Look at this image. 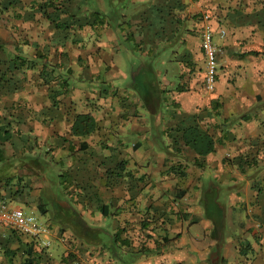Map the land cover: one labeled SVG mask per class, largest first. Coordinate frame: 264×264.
Listing matches in <instances>:
<instances>
[{"label": "crops", "instance_id": "1", "mask_svg": "<svg viewBox=\"0 0 264 264\" xmlns=\"http://www.w3.org/2000/svg\"><path fill=\"white\" fill-rule=\"evenodd\" d=\"M124 3L112 27L103 0L93 10L86 0H0V73L7 72L0 83V195L14 176L7 169L17 166L13 161L30 154L37 169L49 152L50 166H64L63 187L72 182L76 191L72 211L51 194L62 214L56 222L78 216L132 245L112 256L70 227L68 245L58 238L65 232L58 226L55 255L17 236L25 261L32 256L67 264L71 252L81 264H196L194 254L217 249L223 262L234 255L235 264H264V0ZM206 13L221 49L214 93L205 88ZM122 41L132 57L127 70L120 62ZM17 55L37 64L19 70L9 62ZM135 61L142 64L137 71L130 69ZM158 61L173 69L155 85L147 78ZM131 76L129 88L114 83ZM82 114L97 126L74 137L71 128ZM189 127L210 134L215 151L199 157L186 147L182 137ZM34 198L41 201V190L12 204ZM8 236L5 253L15 237Z\"/></svg>", "mask_w": 264, "mask_h": 264}, {"label": "rangeland", "instance_id": "2", "mask_svg": "<svg viewBox=\"0 0 264 264\" xmlns=\"http://www.w3.org/2000/svg\"><path fill=\"white\" fill-rule=\"evenodd\" d=\"M103 1H104V5L106 6L105 10L107 12L105 16H107V18L109 19V20L107 19V22L111 23L112 27L116 26L118 23V18L120 17L122 9L125 5L124 1H117V0H103ZM97 2L98 0H86L87 5L85 4L84 6L88 7L87 9L93 10L94 7H96ZM119 23H122V22H119ZM122 27H124V25ZM120 47L122 48L123 53H124L120 59V62L122 61L124 62L123 65H125L124 67L127 70L129 66V60L132 59L130 55L131 53L130 51H128L127 49L128 46L126 45L125 41H122V43L120 44ZM166 52H167L168 61L169 59L170 61H173L172 50H167ZM126 55H128V57H126ZM151 64L153 65V71L148 74L147 80L148 82L150 81L151 83H154L155 85H160L163 82L164 77L162 75L165 74V69L172 70L173 69L172 65H171V69H168V68H164V66H162L161 62L159 61L155 63H151ZM141 65L142 64H140V62L138 61L132 62L130 69L136 68L135 71H137L141 67ZM168 66H170L169 63H168ZM147 80L144 79L142 80V82H145V81L147 82ZM133 82H134V79L132 78V76L128 80H125L124 78L114 80V83L117 84V86L124 85L125 88H129ZM48 153L49 152H46L45 156L41 154L43 157L42 163L38 165L37 169L34 168L35 164L32 163V161L30 162V159L32 157L30 154H24L20 159H16L15 161H13L11 164L16 163L17 164L16 167L11 166L10 168H7L8 170H11V172L14 174L13 178L9 181L11 188L15 189L16 187L19 186L20 183H21L20 186L22 187L25 186V184L29 183V186L27 188L30 192L27 194L25 193L26 191L24 190V192L21 194V196H24V198L27 199L26 201H30L32 199L31 193H34V192L38 193V190H41V201L39 200V198H34V201L31 203H28V205H25L21 200L16 201V204L15 203L13 204L14 206H19L23 208L27 212H30V209H34L35 216L41 222L45 224H50L54 229L58 228V226H61V228L64 229L63 231H65L61 235L65 236V238L67 237L66 235H68L66 243H68V245H72L73 244L72 236H70L71 234H69V231H68L71 225L67 221L66 222L60 221V223L56 222V218H58V216L62 214H59V215L57 214V212L59 211V208H56V206H54V202L51 197V194L52 193L54 194L57 204H59L61 207L69 211H72V209L77 210L76 197L74 195H72L73 197H71V194H74L76 191H74L73 189H70L71 186L73 185L72 182H71L69 189L66 190L63 187L62 178L60 177V174H62V170L64 166L53 164L51 165L52 166L51 167L47 161L48 157H46L48 156ZM29 178L32 180L31 182L29 181ZM39 186H40V189H39ZM40 203L45 204V207L40 208L39 207ZM222 203L223 204L225 203L224 197H222ZM28 207H31V208L28 209ZM215 208L217 207L215 206L212 207L211 209L212 214L215 213ZM225 208L227 209L226 210L227 212L225 213V215H227L229 214L230 207L228 204H226ZM195 230H197L198 232L202 234L203 243L206 244V242L209 241V238L204 236V227L201 225H198L195 228ZM7 233L10 236L12 235L15 237L14 239H12V245L10 246V250L7 253H5L6 251L5 248L9 246V243H6L9 236L5 238H1L0 246L2 247V254L0 255V264H23L25 262V259L28 258V255L25 254L24 246L20 244L21 240L19 239V237H17L19 236V234L17 235L14 232H7ZM225 234L228 235V233H225ZM25 238H22V240L25 243L24 245H27L28 240H25ZM57 248H59L58 241L54 240L49 250L55 255L58 252ZM219 250H221V252L219 251L220 252L219 254L222 256L223 247ZM215 252L216 253L218 252L217 249L213 250V253H210L208 255H204L203 252L199 254H194L195 259L198 260V263L196 264H212V263L213 264H235L236 262H238L236 260V257H233L234 255H231L230 259L228 261L226 260V262L220 261V259L218 258L219 255L215 254ZM57 261H58L57 264H61L60 260H57ZM35 264H43V263L41 260L35 259Z\"/></svg>", "mask_w": 264, "mask_h": 264}, {"label": "trees", "instance_id": "3", "mask_svg": "<svg viewBox=\"0 0 264 264\" xmlns=\"http://www.w3.org/2000/svg\"><path fill=\"white\" fill-rule=\"evenodd\" d=\"M68 1L71 2L73 0H68ZM117 1H126V0H117ZM242 1L243 0H238L239 4H242ZM54 5L57 6L55 3ZM73 21L70 22L71 25L79 23V21H76V20L74 22ZM123 23L124 22H122L121 25ZM58 25L61 27L64 26L65 30L69 29V26H67L66 24L61 25L58 23L56 27H58ZM36 60H38V57L36 58ZM9 62L14 64V67L19 70H28L37 64V61H35V59H29L28 57H22L20 55L12 57L9 60ZM55 68L53 70H55ZM6 74L7 72L0 73V83L4 82ZM67 94L68 93H61V94L56 93L54 97L56 98V96L58 95L61 96V95H67ZM96 126L97 125H96L95 120L90 115H85V114L77 115L75 117L73 126L71 128V135L74 137L88 136L94 132ZM182 140H183V144L186 147L190 148L199 157H207L208 155L213 153L216 149L215 139L210 134L206 132H202L198 127H189L185 129ZM195 163L196 165L201 164L199 163L197 159ZM176 172L178 175H181V174L185 175L184 171L177 170ZM60 177L62 178L63 175L61 174ZM20 184L15 189L11 188L10 184H8L6 187H4V190L6 193L0 195V198L6 200L9 203H12L14 199L18 197L22 199H26L24 198V196H21V194L24 192V190L26 191L25 193L27 194L30 192L27 188L29 186V183L25 184V186L23 187L20 186ZM32 194L33 193H31V196ZM39 207L43 208L45 207V204H41ZM67 222L71 225L70 228L73 229L74 233L79 235L82 240L86 241L87 243H90L91 245H97L98 247L102 245V247H104L105 250H108V252H110L112 256L113 255L122 256L124 254L123 251L132 249V245H130V243L127 240H123V242L119 243V237H121L120 233L114 236H111L109 233H107L106 231L102 229L89 226L78 216L76 217L73 216L69 220L67 219ZM19 236H22V235L19 234ZM73 254L74 253L69 252L68 257H67V260H68L67 264H81L77 256ZM130 257H133V255H130ZM24 264H35V257L31 256L29 259L25 261Z\"/></svg>", "mask_w": 264, "mask_h": 264}, {"label": "built area", "instance_id": "4", "mask_svg": "<svg viewBox=\"0 0 264 264\" xmlns=\"http://www.w3.org/2000/svg\"><path fill=\"white\" fill-rule=\"evenodd\" d=\"M202 37V49L206 59L205 88L207 92L214 93L218 83L221 49L215 44L214 28L209 13L203 16ZM7 232H15L29 238L44 250H49L57 237L54 228L50 224L41 222L35 216L34 211L27 212L0 198V240L8 236ZM58 238L62 243L67 242V237L63 235ZM1 254L2 247L0 246Z\"/></svg>", "mask_w": 264, "mask_h": 264}]
</instances>
